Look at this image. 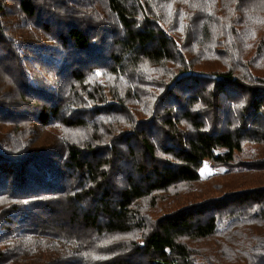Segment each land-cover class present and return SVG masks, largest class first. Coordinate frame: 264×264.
<instances>
[{"label":"trees","instance_id":"trees-1","mask_svg":"<svg viewBox=\"0 0 264 264\" xmlns=\"http://www.w3.org/2000/svg\"><path fill=\"white\" fill-rule=\"evenodd\" d=\"M197 3L0 0V264H264V75Z\"/></svg>","mask_w":264,"mask_h":264},{"label":"rangeland","instance_id":"rangeland-1","mask_svg":"<svg viewBox=\"0 0 264 264\" xmlns=\"http://www.w3.org/2000/svg\"><path fill=\"white\" fill-rule=\"evenodd\" d=\"M256 1L257 0H198L197 5L193 6L194 8H197L198 5L202 6L198 11L199 16L196 15L199 22H204V25L200 27L209 30L211 32L210 34L215 39H225V44L233 53L230 54L227 51V56L221 60L220 65L219 58H213V63L204 65H208L210 67H223L224 65H226L227 67L233 66L237 72L244 73V69L237 66L239 65L238 62L239 60H241L245 63L250 59L249 63L251 64L252 71L257 75H264V54L260 53L259 51L258 53L256 52V59L253 60L252 58V56L254 55L255 44L254 42L252 43L253 38L251 37V33L253 32L254 26L250 20L254 19V13L257 14L259 18L264 19V14H259L264 13V7L262 8L263 11H261V6H259ZM237 2L239 3V7H236L235 5ZM97 5L98 10H101L102 5L100 1L97 2ZM186 8L189 12H191V8ZM242 8L248 9L249 12L244 13V16L242 14V17H240L239 11ZM174 10L175 8L172 7L169 16L170 25L173 22H178V25H176L175 28L177 29V31H181L183 30V28L181 27L180 23L183 22L185 24L186 16L184 15L188 13V11L186 13H183V15H177V18H175V14H177L178 12H175ZM234 16H236L235 21L232 20ZM180 20L182 21L179 22ZM193 22L195 23V20H193ZM224 24L229 25L233 30L236 29V35L228 38L225 37L223 35V31L225 29ZM258 32H260L259 34L264 37V25L259 29ZM232 40L235 42H232ZM246 41H250V43L246 44ZM225 44L222 43V45H220V47H223V54L226 53V50L224 48L226 46ZM256 46L258 48V43L256 44ZM195 50L196 49H194V51L192 52L194 53ZM234 62H236V64ZM82 133L83 132L80 131L79 135L82 136ZM222 171L223 168H215L209 160H205L202 167L200 168V176L202 178H206L212 174Z\"/></svg>","mask_w":264,"mask_h":264}]
</instances>
